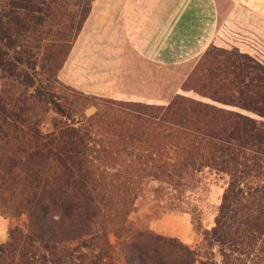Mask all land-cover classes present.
Returning a JSON list of instances; mask_svg holds the SVG:
<instances>
[{"label":"trees","instance_id":"16d2710c","mask_svg":"<svg viewBox=\"0 0 264 264\" xmlns=\"http://www.w3.org/2000/svg\"><path fill=\"white\" fill-rule=\"evenodd\" d=\"M88 11L79 14L73 41ZM232 23L215 35L184 89H196L200 100L98 98L104 104L85 126L54 120L41 134L20 118L21 96L0 99V139L17 143L0 153V213L25 217L0 244V264H115V257L122 264H264V34L236 24L239 31L229 30ZM66 55L53 66V84L83 96L57 78ZM50 106L58 116L71 110L53 90ZM204 168L227 181L199 248L132 225L128 216L148 179L178 191Z\"/></svg>","mask_w":264,"mask_h":264},{"label":"rangeland","instance_id":"374dc122","mask_svg":"<svg viewBox=\"0 0 264 264\" xmlns=\"http://www.w3.org/2000/svg\"><path fill=\"white\" fill-rule=\"evenodd\" d=\"M230 1L236 4L228 13L231 18L223 21L220 19L215 35H219L223 27L227 28V21L233 22L229 30L239 31L240 28L236 25H242L243 28L252 26L264 34V0H242L239 3H234L235 0H219L222 17H225L227 2ZM91 2L92 0H0V99L7 102L9 98L21 96L24 112L20 118L25 126L36 127L41 134L52 131L54 120L74 128L83 127L85 120L103 106L104 103H100L98 98L157 105L167 104L176 94L201 99L193 91L196 89H184L192 88L193 83L189 77L201 63V57L209 46L191 60L179 65H166V69L157 70L150 66L149 70L127 71L122 83L118 84L120 94L116 97L85 93L80 96L54 85L53 66L56 60L60 62L67 53L57 78L65 86H69L60 79V71L68 57L67 49L75 37L79 14L87 12ZM58 45H63L64 48L61 50ZM57 52L60 55H56ZM100 58L110 60L108 55H96L97 60ZM216 60L219 61L220 58L217 57ZM81 67L83 80L87 75L91 76L87 62ZM99 73L102 72L94 70V74ZM75 77L79 75L75 74ZM52 90L59 105L71 104V110H64L63 116L50 110ZM7 112L4 115L8 116ZM4 128L8 131L6 125L2 126V130ZM16 145V142L2 138L0 153L6 155V151ZM134 152L137 151L134 149ZM119 155L123 156L121 153ZM193 181L190 187L179 188L177 191L148 179L141 185L133 202V211L128 216L132 225L163 237L175 238L191 249L199 248L201 232L213 225L227 177L204 168L195 173ZM24 224V216L11 218L0 213V237L7 241L8 229L14 225L22 228ZM110 241L113 243V237H110ZM215 260L218 258L215 257ZM114 262L122 264L118 257H115Z\"/></svg>","mask_w":264,"mask_h":264},{"label":"crops","instance_id":"0c3cea01","mask_svg":"<svg viewBox=\"0 0 264 264\" xmlns=\"http://www.w3.org/2000/svg\"><path fill=\"white\" fill-rule=\"evenodd\" d=\"M218 1L92 0L59 77L82 93L116 97L127 71L166 69L203 53L220 19L231 18L228 13L236 5L227 2L222 17ZM96 55L110 60H97ZM84 62L92 74L83 80Z\"/></svg>","mask_w":264,"mask_h":264},{"label":"clouds","instance_id":"9594fccd","mask_svg":"<svg viewBox=\"0 0 264 264\" xmlns=\"http://www.w3.org/2000/svg\"><path fill=\"white\" fill-rule=\"evenodd\" d=\"M5 242H7L6 238L0 237V243H5Z\"/></svg>","mask_w":264,"mask_h":264}]
</instances>
